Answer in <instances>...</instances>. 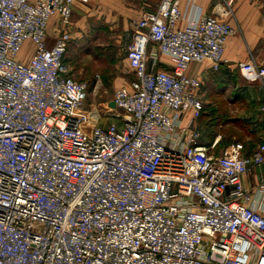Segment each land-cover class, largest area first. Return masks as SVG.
Listing matches in <instances>:
<instances>
[{
	"label": "built area",
	"instance_id": "obj_1",
	"mask_svg": "<svg viewBox=\"0 0 264 264\" xmlns=\"http://www.w3.org/2000/svg\"><path fill=\"white\" fill-rule=\"evenodd\" d=\"M79 2L0 0V264H264V181H244L264 143L216 153L192 127L202 83L188 70L218 69L234 26L182 25L180 0L145 11L127 50L136 78L114 91L122 125L103 128L64 62L71 34L49 47L51 19L69 25ZM239 70L264 82L254 61Z\"/></svg>",
	"mask_w": 264,
	"mask_h": 264
},
{
	"label": "crops",
	"instance_id": "obj_2",
	"mask_svg": "<svg viewBox=\"0 0 264 264\" xmlns=\"http://www.w3.org/2000/svg\"><path fill=\"white\" fill-rule=\"evenodd\" d=\"M160 1L88 0L87 3H75L69 25L62 26L57 16L51 19L49 47L60 32L68 31L71 34L68 51L72 48L78 55L79 33L93 31L95 28L92 25L100 23L111 24L114 28L122 25V30L128 33L127 41L130 44L132 23L145 11H155ZM180 6L186 17L182 25L190 18L213 15L230 22L235 28L218 69L205 61L191 64L188 70L190 76L199 78L202 83L197 98L203 110L198 118L193 119L192 126L200 133L199 144L213 147L212 151L216 153H223L233 143L241 142L245 146V154L251 155L264 143V82L247 81L240 73L239 64L254 61L264 66V0H232L230 15L221 12L222 7L227 8L223 0H180ZM126 60L132 78L128 83L118 82L117 85H121L117 88L129 85L136 78L127 57ZM66 65L71 70L70 65ZM158 68L172 69L166 56H159ZM112 101L104 109L105 118L97 116L94 110L88 111L93 117H99V124L103 128L113 122L122 125V114L110 106ZM191 119V111L182 112L183 125H187ZM244 181L247 188L254 189L264 181V165L252 167Z\"/></svg>",
	"mask_w": 264,
	"mask_h": 264
},
{
	"label": "rangeland",
	"instance_id": "obj_3",
	"mask_svg": "<svg viewBox=\"0 0 264 264\" xmlns=\"http://www.w3.org/2000/svg\"><path fill=\"white\" fill-rule=\"evenodd\" d=\"M93 31L79 33V54L69 49L65 61L70 75L77 82L87 84L84 109L94 110L97 116L105 113L117 86L128 83L132 76L127 64V32L111 24H93ZM24 56V55H23ZM121 83L117 85V83ZM108 122V121H107Z\"/></svg>",
	"mask_w": 264,
	"mask_h": 264
},
{
	"label": "water",
	"instance_id": "obj_4",
	"mask_svg": "<svg viewBox=\"0 0 264 264\" xmlns=\"http://www.w3.org/2000/svg\"><path fill=\"white\" fill-rule=\"evenodd\" d=\"M110 106H111L112 108H116V105H115V103H114L113 101L110 103Z\"/></svg>",
	"mask_w": 264,
	"mask_h": 264
},
{
	"label": "trees",
	"instance_id": "obj_5",
	"mask_svg": "<svg viewBox=\"0 0 264 264\" xmlns=\"http://www.w3.org/2000/svg\"><path fill=\"white\" fill-rule=\"evenodd\" d=\"M64 62H65V58H64Z\"/></svg>",
	"mask_w": 264,
	"mask_h": 264
}]
</instances>
